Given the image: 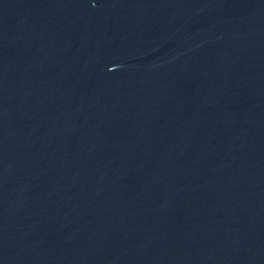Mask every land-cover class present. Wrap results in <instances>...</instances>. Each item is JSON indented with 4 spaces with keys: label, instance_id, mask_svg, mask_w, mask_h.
<instances>
[{
    "label": "water",
    "instance_id": "95a60500",
    "mask_svg": "<svg viewBox=\"0 0 264 264\" xmlns=\"http://www.w3.org/2000/svg\"><path fill=\"white\" fill-rule=\"evenodd\" d=\"M0 264H264V0H0Z\"/></svg>",
    "mask_w": 264,
    "mask_h": 264
}]
</instances>
